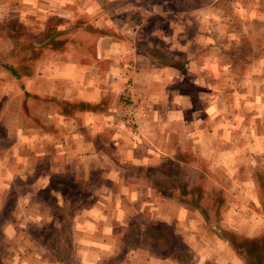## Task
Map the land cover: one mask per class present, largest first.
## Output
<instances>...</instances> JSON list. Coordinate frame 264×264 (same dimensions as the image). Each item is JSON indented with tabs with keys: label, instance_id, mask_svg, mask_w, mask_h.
Masks as SVG:
<instances>
[{
	"label": "crops",
	"instance_id": "crops-1",
	"mask_svg": "<svg viewBox=\"0 0 264 264\" xmlns=\"http://www.w3.org/2000/svg\"><path fill=\"white\" fill-rule=\"evenodd\" d=\"M92 1L0 0V13L8 21L14 20L32 33H42L48 32L53 20H58L65 24L72 39L68 42L70 45L67 49L59 53L61 56H57L55 50H48L51 55L46 58L45 69L41 72L40 67L34 64L29 73L21 74L19 80L13 76L20 85L19 93L38 100L44 95L49 97V101L79 103L78 112L73 117L52 111V115L48 114L44 120H26L23 117V120H19L22 111L16 110L15 125L6 123L7 119H4V128H9L8 133L13 136V140L10 141V146L0 144V209L5 205L7 189L9 190L4 185L6 175L11 174V162L16 160L22 165L16 173H20L21 179L29 178L30 174H56L57 171L51 166L44 167L47 168L46 171H41L43 168L40 170L36 166L38 159L56 156L62 160L68 157L79 165L93 159L94 167L97 160H112L111 158H126L128 163L135 166L144 164L146 167H163L175 163L179 164L181 172L205 177L209 186L203 185L201 189L206 205H217L223 209L222 215L217 219V222H221L218 224L220 228L209 231L206 226L210 221L195 204L182 201L176 192L169 195L170 198L149 199L151 196L148 195H152V192L156 194L157 190L154 183L142 177L144 182L136 187L140 197L132 189L129 195L133 198L128 196V199L133 205L146 202L144 207L153 205L155 201L159 219L164 223L170 221V224H165L170 227L168 229L175 253L181 256L186 252L183 250L188 248L191 257L184 262L163 255L145 242L141 250L132 249L127 252L126 259L121 264H253L223 237L222 230L232 231L246 239L264 238V185L257 178L259 173L264 175L262 70L255 61L254 65L249 64L243 72H236L224 66L231 63L230 60L224 57L213 60L207 50L208 54L205 55L195 51L185 57L172 55L170 60L158 59L150 50L140 47V33L146 26H136L128 16L123 17L124 13H134L132 7L119 10L95 3L97 7L90 8ZM168 30L180 32L176 36L171 35L175 37L174 41H169L167 46L178 44L183 51L188 50V47L192 48L194 41V47L196 46L197 36L184 38L183 34H188L183 33L187 26L183 30L182 26L177 28V24H170L163 33ZM153 32L152 35H157L163 45L166 36H163L160 29ZM181 32L182 38L176 39ZM86 33L89 38L84 40ZM31 39V48L37 49L38 41ZM160 49L166 52L168 48L164 45ZM52 55L57 58L54 59ZM32 56L30 62L33 63L35 59ZM5 65L3 68L6 71ZM40 81H46L47 87ZM5 90L0 81V95H5ZM123 95L128 96L130 103L123 101ZM0 110L5 113L6 107ZM129 114L136 116V121L132 122ZM53 127L57 128L56 133L50 131ZM92 128L95 129L94 134L91 133ZM87 129L92 135H86ZM105 133L109 137L107 142L116 149L115 154L108 155L103 150ZM79 138L84 144L93 143L94 146L90 145L92 148L89 147V150H82L80 144H73ZM64 144H71L73 149L64 151L61 155ZM32 163H35V167ZM29 168L33 171L30 172ZM113 168L108 173L124 174L122 179L125 181L128 175L140 176L134 170L124 169L117 164ZM76 169H70L69 173L77 172ZM180 181L176 183L175 191H179ZM112 185L114 189L109 191L115 193L119 183L105 184V190L112 188ZM103 186L95 189L99 190ZM130 189L131 187L128 188ZM210 189L222 193L223 200L218 202V198L208 199ZM96 190L93 192L98 201H95L91 212L98 211L100 214L94 216V221L99 226L107 223V229H112L111 238L119 239L116 231L120 228L123 232L132 223L133 216L129 215L133 209L126 210L127 212L120 209L108 219L103 208L109 201V191L101 195ZM119 191L116 192L120 195L118 199H127V195L124 196ZM19 196L21 201L25 195ZM123 202L120 207L124 206ZM132 203L128 202L127 205L131 206ZM160 205L165 207L163 213L159 209ZM255 207H259L263 214ZM184 213L191 215L183 216ZM144 217L150 221L149 216ZM105 218L107 222H104ZM114 224L116 226L113 228ZM213 229L216 228L213 226ZM95 237L101 239L102 236ZM106 246L101 244V247ZM85 251L84 261H93L91 253L94 252L99 256L98 263L103 250L88 248Z\"/></svg>",
	"mask_w": 264,
	"mask_h": 264
},
{
	"label": "rangeland",
	"instance_id": "rangeland-1",
	"mask_svg": "<svg viewBox=\"0 0 264 264\" xmlns=\"http://www.w3.org/2000/svg\"><path fill=\"white\" fill-rule=\"evenodd\" d=\"M95 3L98 6L109 5L119 10H125L127 6L132 7L134 13H128V15L124 13L123 17L128 16L136 26H146L140 33V47L150 50V53L158 59L167 58L170 60L172 55L185 57L194 54L195 51H198L200 55H205L208 54L207 50L213 60L221 57L230 60L231 63L224 65L228 69L232 68L236 72H243L249 64L254 65L256 61L257 67L264 74V0H93L89 7L96 8ZM122 20L125 23L127 22L124 18ZM50 24L57 26L52 31L53 33H50L49 30L48 32L38 33L36 31L32 33L23 29L26 26L24 27L14 20L8 21L6 16L0 13V59L5 61H0V81L1 85L6 88L5 95H0V108L6 107L5 113L0 110V140L3 141L0 142L1 145L10 146V141L13 140V136L8 133L9 128L6 130L3 123L4 119H7L6 123L15 125L16 110L22 111L19 120H23V118L26 120L30 118L44 120L48 117V114L51 113L52 115V111L59 115L66 114L72 117L78 112L79 103L67 104L57 100L49 101V97L44 95H41L38 100L31 98L30 95L26 97L23 93H19L20 85L13 79L10 70L6 69V72L3 68L4 64H6L5 66H13L22 75L29 73L31 66H34V64L40 67V72L44 70L46 58L50 57L51 52L41 42L47 39L50 34L55 46H57L55 48L57 56H61L59 53L70 45L71 36L69 31H66L63 22L53 20ZM170 24H177V28L182 26L183 30L187 26V30L183 33L188 34L185 35L181 32L176 39H181V34L186 39L196 38L197 36L195 46L197 48L194 47L195 41L192 48L188 47L190 51H183L178 44L175 46L174 43L167 46L169 41H174L173 38L175 37H171V35L176 36L180 32L176 30L177 33H174L173 30H168L163 33L164 29H167ZM158 29H160L163 36H166L163 45L159 42L157 35H152L153 31ZM36 34L39 35L36 36ZM31 38L38 41L37 49L31 48ZM83 38L86 40L89 35L86 33ZM164 45L172 52L168 49L166 52L162 51L160 46ZM164 53L166 56H164ZM31 56L35 59L33 63L30 62ZM52 56L54 59L57 58L54 55ZM28 81H26V85L29 86ZM40 82L44 85L47 83L46 81ZM123 101L130 103L127 95H123ZM23 111H26V113H23ZM128 116H130L132 122L137 119L134 115L129 114ZM14 127L11 129L12 133ZM24 128L28 129L27 127ZM51 130L52 132L55 131L54 133L58 131L56 127L51 128ZM88 131L87 129L86 135L95 133L94 128H92L91 133ZM105 134L103 139L106 142L103 144V150H106L108 155L115 154L116 149L110 142H107L109 137ZM67 144H64V150L60 151L61 155L62 152L73 149L71 144L69 146ZM73 144H80L82 150H89L90 145H93V143L84 144L80 138L75 139ZM111 159L97 160V165L94 167L95 161L93 159L79 165L75 164L74 160H69L68 157L63 160L59 156L42 158L38 159L36 166H39L40 170L43 168L41 171H46L47 168L44 167L51 166L57 173L50 176L42 173H37L34 176L30 174L29 178L26 177L25 179H21L20 173L16 174L22 166L21 163L18 160L11 162V174L6 175L4 183L5 187L9 188V190L7 189V199L5 205L0 209V264H95L99 256L94 252L91 253L93 254V261H89L90 263L84 261L85 256L83 257V254L85 255L87 252L85 249L88 248L103 250L101 252L102 256L96 264H121L126 259L127 252H131L132 249L141 250V246L145 242L150 243L149 245L154 249L155 240L159 236L161 237L160 241H163L161 245L165 248L167 238L154 229H160L170 234L169 226L165 224H170V221L164 223L162 219H159V213L156 211L158 205L157 207L156 204L154 205L155 201H153V205L145 207L146 202L133 205L132 201L128 199L130 191L132 189L136 190L138 184L144 182L141 179L142 177L150 180L156 187V194L152 192L150 193L152 195H148L151 196L149 199L153 198L152 200L170 198L169 195L174 192L181 195V191H175L176 183L179 180H181L180 183L189 185L201 181L205 183L206 187L209 186V183L207 184V180L203 176L186 171L181 172L179 164L176 165L175 163H169L163 167L151 165L146 167L144 164H142L143 166H135L128 163L129 161L126 158ZM114 162L124 169L134 170L140 176L132 177L128 175L126 176L128 177L126 178L127 181H125L122 179L124 174H109L111 168L116 167ZM34 164L32 163L35 167ZM71 165L77 166L72 167ZM72 168H77L79 174L77 172L69 173ZM29 171L32 172L33 169L29 168ZM160 172L162 174H158ZM23 176H26V174L23 173ZM257 178L264 185V175L259 173ZM117 183H119V186L115 189V193L109 191L114 189L113 185L112 188L105 190V184ZM101 185H104L103 188L95 189ZM130 187L131 189L128 190ZM94 190L101 193V195L109 191L108 205L105 204L103 208L108 219L117 214L120 209H125V212L133 209L132 214L129 215V217L133 216L132 223L127 228L125 226L126 230L123 232L120 231V228L116 231L117 235L120 236L119 239L111 238L112 229L110 228H114L115 224L113 226L109 225L110 230H108L107 223L99 226L94 221V216L100 214L98 211L91 212L94 204L98 201L96 200L98 197L94 195ZM118 190L122 192V195H127L126 201L118 199L120 197L116 193ZM138 191L135 192V195L140 197ZM21 194L25 196L20 201L19 195ZM114 194H117V196L114 197ZM221 194L210 189L207 198L210 200L218 198V202H220L223 200ZM186 196L182 201H189L190 195ZM130 197L133 198V196ZM122 202L124 206L120 207L119 205ZM128 202L132 203L131 206L127 205ZM98 207L100 206L98 205ZM163 208H165L164 205L159 206L161 213L165 211ZM210 209L211 218L206 227L209 231H217L221 224V222H217V219L222 215L223 209L217 205L211 206ZM255 209L263 214L259 207H255ZM166 211L169 212V210ZM187 215H191V213L183 214V216ZM144 216H149L150 221L146 220ZM213 226L216 229H213ZM147 228H151L148 230L150 234H144L145 238H143V230H147ZM69 233L72 235L70 247L65 250L66 246L63 239ZM96 235L102 236V240L96 239ZM146 236H149L151 241ZM106 237L109 238L103 239ZM101 244L107 246L101 247ZM184 250L186 252L181 256L187 262L191 255L188 248ZM251 260L254 261V259Z\"/></svg>",
	"mask_w": 264,
	"mask_h": 264
},
{
	"label": "trees",
	"instance_id": "trees-1",
	"mask_svg": "<svg viewBox=\"0 0 264 264\" xmlns=\"http://www.w3.org/2000/svg\"><path fill=\"white\" fill-rule=\"evenodd\" d=\"M52 26L53 24L50 26V29H49L50 33H53L52 31H54L55 28H57V26H53V27ZM41 44H44L49 50H55V48H57V46H55L53 40L51 39V34L50 36L47 37V39L43 40ZM5 67L7 70H10L12 75L16 77L18 80L21 78V73L18 71L17 68L13 66H5ZM195 183H194L195 185L180 183L178 189L179 191H181V195H177V194L176 195L181 200H184L183 198L187 197L186 195H190L188 202L195 204L197 209L202 214H204L207 220H209L211 218V209H210L211 207H209V205H206L204 194L201 189V186H203L205 183L201 181H198ZM149 229L151 228H147V230L144 231L145 235L150 234L148 231ZM154 230L159 232L160 235H163V237L167 238L165 242L166 246H164L165 248H163V246L161 245L163 241L162 240L160 241L161 237L159 236L155 240L156 242H155L154 249L162 253L163 255H166L169 257L171 256L172 258L180 259L185 262L182 256H178V254L175 253V248H174V245H172L170 234L166 233V231H163V230L161 231L160 229H157V230L154 229ZM222 235L225 239H227L232 244V246L236 249V251H238L240 255H242V257L248 260V262L251 261L253 264H263L264 262V238L246 239L232 231H227V230H222ZM146 238L150 240L149 236H146ZM70 241H71V234L69 233V234H66L63 239V242L65 243V246H66L65 250H67V248L69 249ZM184 251L185 250H183V252ZM251 259H254V261H252Z\"/></svg>",
	"mask_w": 264,
	"mask_h": 264
}]
</instances>
